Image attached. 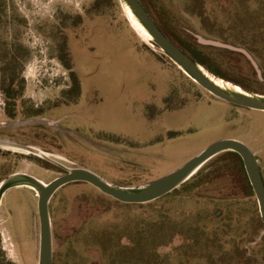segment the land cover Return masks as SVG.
Wrapping results in <instances>:
<instances>
[{"label":"rangeland","instance_id":"obj_1","mask_svg":"<svg viewBox=\"0 0 264 264\" xmlns=\"http://www.w3.org/2000/svg\"><path fill=\"white\" fill-rule=\"evenodd\" d=\"M231 2L234 12L201 16L204 39L264 46V0ZM184 15L201 35L193 17ZM190 38L208 56L222 57L224 51ZM11 82L15 100L2 90ZM242 87L264 94L257 82ZM255 135L264 140L263 111L214 97L150 49L119 0H0V184L14 173L49 183L80 167L112 184L137 186L222 139L245 137L258 148ZM259 154L264 167V147ZM183 185L152 203L124 204L91 184L71 183L50 202L52 227L71 235L72 253L84 264H124L117 253L131 248L138 229L152 221L170 229L157 264H264L258 202L245 191L237 157L212 158ZM37 206L30 187L4 194L0 264H38ZM238 251L243 255L236 260Z\"/></svg>","mask_w":264,"mask_h":264},{"label":"water","instance_id":"obj_2","mask_svg":"<svg viewBox=\"0 0 264 264\" xmlns=\"http://www.w3.org/2000/svg\"><path fill=\"white\" fill-rule=\"evenodd\" d=\"M125 16L135 33L154 52L170 59L186 76L214 97L235 106L264 112V94L246 89L208 69L193 59L160 29L140 0H119ZM200 43L233 49L221 42L198 38ZM42 154L48 152L39 151ZM224 152L238 153L258 202L264 227V181L254 152L236 139H222L209 145L199 155L179 169L151 182L137 186L112 184L94 172L84 168H70L49 183L25 173H14L0 184V205L4 194L17 187H30L38 195V219L40 227L39 262L53 264V227L50 202L63 187L77 182L91 184L103 194L124 204H148L157 201L190 180L208 161ZM47 156V155H46Z\"/></svg>","mask_w":264,"mask_h":264},{"label":"flooded vegetation","instance_id":"obj_3","mask_svg":"<svg viewBox=\"0 0 264 264\" xmlns=\"http://www.w3.org/2000/svg\"><path fill=\"white\" fill-rule=\"evenodd\" d=\"M140 1L165 35L193 59L203 64L217 75L238 85L250 86L255 82L264 85V46L250 44L237 47L233 46V49H229L222 46L202 44L198 39L199 37L208 38L203 34L200 28L199 21L201 20V16L208 17V15L217 13L215 9L234 12L238 7L237 5H234L233 2L230 3V0H182V2L181 0H151V4L146 5L143 0ZM189 1H192V4H190ZM212 5L214 7H212ZM242 5L245 4L241 3L240 6ZM185 13H189L198 23L201 35L198 34L188 23L184 15ZM261 27L264 28V24L261 23L259 28L261 29ZM190 37L195 38L199 44L204 47L224 51L221 55L222 57H214L212 54L208 56L205 51L195 45ZM250 69H253L255 77L254 75H251ZM225 71L228 72L229 75L226 74ZM73 82L76 97L79 99L81 96V84L76 80H73ZM170 100V97L164 99L166 107L169 106ZM76 103L73 102L71 104ZM255 137L257 141L256 146L258 148H256L255 145L252 146L248 143L245 137L234 139L245 143L254 152L264 181V167L262 164V157L259 154L260 147H264V140L256 135ZM226 153H230V155H233L240 160L248 185L245 191L248 192L250 196L256 198L246 174L241 156L236 152H224L221 154ZM70 241L71 235L69 233L66 234L63 230H55L53 227V264H84L78 255L72 253L76 250V247L73 246Z\"/></svg>","mask_w":264,"mask_h":264},{"label":"trees","instance_id":"obj_4","mask_svg":"<svg viewBox=\"0 0 264 264\" xmlns=\"http://www.w3.org/2000/svg\"><path fill=\"white\" fill-rule=\"evenodd\" d=\"M66 66L68 69H72L70 64H67ZM72 76L76 81L79 82V79H77V75L75 73H73ZM2 90L4 91L8 100H15L17 98L16 96L18 94L13 89V82H11L8 87H3ZM8 115L10 118L16 117V113L13 109L8 110ZM176 191H178V189L174 190L168 195ZM168 238H170V229H168L164 223L154 221L147 223L143 228L141 227L138 229L136 234L133 236L132 247L129 249L126 248L125 250L117 253L118 256L115 257L116 261L124 264H157V259L159 256L158 249L166 244ZM242 255L243 254L240 253V251L236 252V260L242 259Z\"/></svg>","mask_w":264,"mask_h":264}]
</instances>
